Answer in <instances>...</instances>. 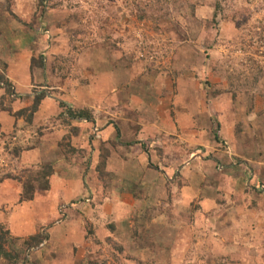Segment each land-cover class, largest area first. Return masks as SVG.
I'll use <instances>...</instances> for the list:
<instances>
[{
    "label": "rangeland",
    "instance_id": "1",
    "mask_svg": "<svg viewBox=\"0 0 264 264\" xmlns=\"http://www.w3.org/2000/svg\"><path fill=\"white\" fill-rule=\"evenodd\" d=\"M17 2L16 9L5 10L9 11L15 23L24 28L26 27L20 18L25 15L27 18L25 23L30 26L27 27L28 31L30 28L36 30L34 33L40 44V54L35 64L44 69L47 62L52 61L55 74L61 79L70 81L71 86H67L70 90H72L70 87L74 88L75 85L88 89L96 86L94 95L100 101L96 103L99 104L96 106L98 108L96 117L100 123L104 120L114 126V153H118L121 157L117 165L118 170L125 172L129 180L130 173L128 174L126 167L132 165L134 169V175L131 176L133 179L129 181L115 175L114 191H112L111 175L105 170L109 154L103 153L99 160H95L98 161L97 165L95 163V175H98L100 188L102 187L104 191L101 193L102 196L119 192L117 199H114V213L111 214L113 206L107 203L103 214L101 213L99 219L94 221L99 236L97 242L94 241L93 246L85 251L89 262L77 264H91L97 261L106 264H194L176 263V259L171 258L170 245L164 246V252H159L161 261L154 260L153 253H143L142 246L145 239L155 242L158 236L170 237L177 233L181 234V230L186 231L185 236L195 243L194 250L197 251L202 246L201 243L206 242L207 237L215 236L214 240H223L227 231L235 230L236 234H232V241L236 242V238L238 241L237 229L240 223L246 222L247 226L254 225L253 219L242 216L239 209L250 206L253 208L248 210L254 213L253 210H258L259 204L249 202L245 205L240 201L242 198L223 186L224 179L230 176L227 174L234 171L231 165L239 166L242 160L239 152L236 153L234 141L225 138L221 121L227 116L222 113L223 104L231 105L230 117L236 123L232 125V130L244 131L238 128L240 126L237 123L248 121L250 118L252 126L258 127L257 136H262L260 141L264 143V0H18ZM6 4L0 0V8L1 5L7 6ZM63 46L64 51H62ZM52 50L53 54H51ZM119 74L128 76V82L118 79ZM0 76L7 79L6 68L2 64H0ZM19 77L23 79V75ZM25 80L26 77L23 81ZM179 81L186 87L184 93H188L187 96L183 94L184 102L187 103L191 95L195 102L194 113H190L184 106L178 108L181 115H186H184L186 120L181 124H184L186 129L188 119H191L194 125L199 121V127L195 126L199 128L198 139L183 135L173 136L167 130L174 129L173 125H176L177 121L174 102L177 98L176 84ZM191 83L196 84L197 91H190ZM0 86L2 90L0 101L5 108L12 110L11 100L16 99L25 103L32 102L26 109L33 107L35 99H20L17 94L10 95L4 83ZM167 91L173 95H169ZM59 92L57 89H47L46 92L43 90V93L55 102L61 98ZM96 95L105 98H102V101ZM170 97L174 99L173 102H170ZM214 101L217 103V108L213 106ZM77 105L75 104L76 109L79 108ZM66 107L69 108L68 105ZM61 109L63 112L66 111L65 108ZM157 109L160 111L158 112L160 116L152 113ZM2 112L5 111L0 110V114ZM160 117L170 121L167 122V127L163 125L160 128V133L165 134V138L161 134V144L160 141L155 143L152 140H150L151 144H147L144 138L139 137L140 131L148 126L146 119L155 120ZM129 123H132L131 126ZM56 126H63V120L59 117L52 119L44 127L33 129L35 139L33 141L31 138V145H27L25 141L32 136V132L21 130L18 134L15 131L13 136H18L23 142L21 147L16 146L17 137H12V134L7 137L2 132L0 178L9 173L20 175L23 170H26L24 175L29 178V174L37 171L35 167L24 169L18 156L38 144L42 131ZM128 126L133 127L132 131H125ZM202 127L203 129L200 130ZM124 133L132 135V138L128 135L122 140ZM137 145L140 146L132 148ZM116 148H119L118 151ZM64 149L68 151L66 147ZM139 152L148 155L146 161L139 160ZM185 152H188V155L184 156ZM190 154L193 155L195 163L190 158L184 162V165L178 162L181 155L187 159ZM90 160L93 163V158ZM174 164L177 166L175 170L179 169V175L183 174L181 177L173 175L167 180V183L177 181L173 195L171 196L167 191L163 203L153 197L150 191L146 196L143 187L145 168L161 169L157 173L166 178L167 172L163 167ZM195 169L202 173L201 179H203H199L200 182L196 184L199 185L198 192L195 193L193 190L192 196L187 194L182 198L181 192L176 191L184 187L189 172L195 174L192 172ZM238 173L232 174V176L236 175L237 180ZM232 176L229 179L234 178ZM196 179L198 178L193 182L198 181ZM159 180L155 183H160ZM118 187L122 190H117ZM169 187L170 185L168 190L173 191V188ZM220 190L222 194L217 195L215 192ZM94 195L91 196V202L87 206L97 208L100 198L96 200ZM83 198L71 202L75 206L70 207L68 205L71 203L65 206L66 204L58 202L56 212L59 213V217L56 220L46 218L36 221L29 210L25 211L28 207L23 208L25 204H21L19 198L16 201H11L15 200L14 198L6 201V198L0 194V225L3 229L10 231L13 227H21L23 220H16V217L22 214L21 208L24 209V217L30 220L27 225L31 227L26 234L17 233L16 236L8 238L5 250L14 255L18 254L17 264H28L32 259L37 258H40L41 263L48 261V257L45 256L48 251V240L38 248H29L23 241H28L32 237L30 234L39 231L42 227L46 228L39 232L47 231L49 235L50 229L55 228L57 232L58 226L69 218L71 221L76 219V216L84 219V212H80L82 215L78 212L79 209L83 211L85 203ZM240 202L241 206H239ZM53 203L54 200L47 205L49 209ZM44 209L43 205L38 208V210ZM67 210L69 215H65ZM207 213L214 215L210 222H206L205 216L202 215ZM201 216L203 221L200 220ZM111 225L113 229H110ZM56 232L54 235H61ZM108 238L112 240L111 243L107 242ZM212 241L208 242L207 246H202V251H198L200 258L214 254L211 250L218 245ZM115 245L117 248H114ZM118 247L123 248L124 253H120ZM79 250H82L79 245L72 250L76 259ZM197 251L193 253L188 251L186 257L194 255ZM260 251L264 256V248ZM179 254L178 251L173 256ZM255 257L258 262L250 264H264V257L257 254ZM226 258L229 257H225L226 262L217 259L215 263L195 264H239ZM0 263L9 264L6 260H1Z\"/></svg>",
    "mask_w": 264,
    "mask_h": 264
},
{
    "label": "crops",
    "instance_id": "2",
    "mask_svg": "<svg viewBox=\"0 0 264 264\" xmlns=\"http://www.w3.org/2000/svg\"><path fill=\"white\" fill-rule=\"evenodd\" d=\"M18 0H1L2 3H7L5 5H1L0 8V64H2L6 68V76L7 79L12 82V85L14 86V90L16 91V94L20 99L22 98H30L34 99L36 95L43 93V90L46 92L47 89L50 90H59V94H61V98L58 102L52 101L51 97H49L47 94L46 97L42 100V104L40 108L38 109V112L36 113L33 122H28L25 117H21L16 119V117L10 115L8 112H2L0 114V134L2 132L9 137L12 134L15 133V131L19 134L21 130H27L29 132H32L33 129H36V127L39 126H46L47 123L52 121V119H56L59 117V115L63 112V110L60 108V103H64L66 105L72 108L76 109L75 104H78L77 109H83L87 108L93 112V115L95 117V122H81V121H74L72 123L70 122H63V126H56L51 127L50 130L42 131L41 136L39 140L37 141V145L35 147H32V149L24 151L18 158L21 161V164L23 165L24 169L33 167L37 168L38 170L35 171L32 175L34 179L37 177H40L39 170L42 167H53V173L46 177V182L48 184H45V182H39V181H33L32 185L37 189L35 194L33 195L31 201H26L21 204H25L23 208H26L25 211L29 210L32 217L36 220H56L58 219L57 207L58 202H61L63 204H66L67 206L69 203L78 200L80 198L85 199V203L83 204V211L79 209V214L82 215L84 212L85 216L84 219L77 217L76 219L67 220L64 224L59 225L57 228V232L61 235L56 236L54 235V232H56L55 228L49 230V235L47 231V235L49 236L48 240V251L45 256H47L48 261H41L37 259H32V261L28 264H77V263H86L89 262L87 260V256H85V251H88L92 246L94 241L97 240V236H99V231L97 227L95 226V220L99 219V217L103 214L107 203H110V206H113L112 213H114V199H117V194L119 191L112 193L110 196L104 195L102 196L101 193H104L102 187L100 188L98 175H95V167L97 165L95 160H99V157L101 154H109L108 160L105 165V170L108 172L110 176V180H112V191H114V178L115 175L121 176V178L125 181H129L130 179H133L131 176L134 175V169L132 165H128L126 168L128 169V174L130 173V179L128 180L125 172L122 170H118V162L120 160V155L117 153H114V126L110 123H106L104 120L99 122L98 118L96 117V110L98 111V108H96V104L100 102L98 99H96L94 95V89L96 86H92V88L85 87H75L72 88V90L68 89L67 86L70 85V81L68 79H61L55 74L54 70V64L52 61H48L45 68H40L36 64L32 67V61H36L38 55L40 54V47H39V41L37 40L35 36L34 29L30 28L28 31V23H25L27 21V18L25 15H22L20 19L24 22V26H19L17 23H15V20L12 18L11 14L9 13V8H15L16 2ZM18 3V2H17ZM7 9V10H5ZM16 9V8H15ZM32 12V9L30 10ZM34 11V10H33ZM29 12V11H28ZM30 12V13H31ZM31 19L33 15H30ZM30 27V26H29ZM15 39V41H14ZM18 43V44H17ZM64 46L62 47V51H64ZM53 54V50L52 53ZM51 54L50 58H51ZM48 55V57H49ZM52 59V58H51ZM18 62H23L22 64ZM52 63V64H51ZM51 64V65H50ZM19 75H23V79L19 77ZM26 77V80L24 78ZM128 76L126 75H118V79L122 80H128ZM117 80V79H116ZM128 82V81H127ZM79 86V85H77ZM177 92H176V101L175 103V110L174 114H177V121L176 125H173L174 129H167L173 136L183 135L184 137H191L198 139V129L195 128V126L199 125V121L197 124H193L191 119H188V124H186V129L184 127V123L186 120V115H181L180 108L181 106L185 107L187 110L189 109L190 113H194V105L195 102L192 98V95L190 98L187 99V103L183 100V94L185 96L188 95V93H184L185 85L179 81L177 84ZM51 87V88H50ZM225 89V88H224ZM197 86L194 83H191L190 85V91H197ZM2 91V90H0ZM62 92H63V99H62ZM88 92V95H87ZM96 93V92H95ZM169 95V91H167ZM158 95V93H156ZM175 95V92H174ZM99 99L105 98L100 95H96ZM145 99V98H144ZM169 99V98H168ZM19 99H16L15 101L11 100L13 103L10 104L12 107L13 112H19L22 110H25L26 108L30 107L32 102H21L17 101ZM103 101V99H102ZM174 99L170 97V102H173ZM54 103V104H53ZM214 108H217V103L214 101ZM219 103V102H218ZM56 104V106H55ZM224 114H227L225 116V119L221 121L223 123V132H225V138L229 140L234 141V147L236 150V153L239 152V156L241 158V165H231V168L234 169L233 173H238L237 176L238 180L236 179V175L233 173L227 174L230 175L227 176L226 179H224L223 186H225L229 192L237 194L242 200L240 201L245 205L249 204V202L252 204H259L258 210L256 209L252 211L248 209H252L250 206L242 207V209H239V212L242 216L246 217L247 219H253L254 225L247 226L246 222L240 223V227H238V241L236 238V242L232 241V234L234 231H227L224 233L223 240L216 239L214 240V237H207L206 242L202 246L208 245V242H214L218 245L215 246V249H212L211 252L214 251V254H209L205 258H200L198 251H202L203 247L201 246L199 250H194L195 243L188 237H186V231L181 230L180 233L175 234L173 236L170 235V237H161L158 236V239L155 242H150L148 239L144 240L143 242V253H153V256L155 257L154 260L161 261L159 252L165 250L164 246H172L170 249L171 252V258L176 259V263H215L217 259L221 261H225V257H229L227 260H234L239 264H250V263H257L258 260L256 259L257 256L264 257L260 249L264 248V143H261L260 139H262L260 136H257V133H259L258 127L252 126L250 118L248 121H239L237 125H239L240 129H244V131H233L232 125H236L234 123L232 117H230L232 113V107L231 105H224ZM222 108V110H223ZM151 110H154L151 108ZM220 110V109H219ZM226 111V112H225ZM160 112L158 109L155 111H152V113L155 115H159ZM185 115V116H184ZM196 115V114H195ZM229 116V117H228ZM176 120V116H175ZM167 121L166 118H159V119H146V123L148 126L141 129L139 137L144 138V142L147 144H151L150 140L152 141H160L161 144V126L167 127ZM144 123V121H143ZM165 123V124H164ZM130 126L132 123H129ZM30 125V126H27ZM221 128H222V124ZM205 126V125H204ZM203 126V127H204ZM242 126V127H241ZM129 127V126H128ZM126 128L125 131H132L129 127ZM199 127V126H198ZM200 128L201 129H203ZM207 127V125L205 126ZM77 128V129H75ZM158 128V129H157ZM208 128V127H207ZM72 129H75L72 131ZM124 129V128H123ZM164 129V128H163ZM166 130V129H165ZM98 131V132H97ZM155 131H158L157 133ZM28 132V133H29ZM188 132V133H187ZM195 132V134H194ZM123 133V132H122ZM194 134V135H192ZM99 135V137H98ZM128 133L123 134V139L128 136ZM146 135V136H145ZM264 135V134H263ZM165 138V134H163ZM18 138L15 139L17 141L16 146L21 147L23 144L22 141H20V138L18 136H15ZM129 137L132 138V135H129ZM34 141V136L32 132V136L26 139L25 143L28 145ZM145 138L147 140H145ZM31 141V142H30ZM148 141V142H147ZM117 141L115 142V144ZM156 143V142H155ZM31 145V144H30ZM140 145L133 146L132 148L139 147ZM154 146V145H153ZM152 146V148H153ZM162 146V145H161ZM66 147L68 151L66 152ZM118 147V146H117ZM119 148H116V151H118ZM139 152V160L146 161L148 155ZM188 155V152H185L184 156ZM241 154V155H240ZM191 155V154H190ZM180 156L178 162H180L182 165H184V162H186L189 158L194 163L195 159L193 158V155L188 156L186 159L185 157ZM119 159H118V158ZM93 158V163L92 160ZM142 158V159H141ZM87 162V163H86ZM140 162V161H139ZM96 163V165H95ZM116 163V165H115ZM26 165V167H25ZM192 166V164H191ZM177 166L174 164L173 166L169 165L165 169L167 172L166 178L160 176L157 171L161 170H153L152 168H145L144 171V182L145 185L143 186L145 189V193L147 196V193L150 191L151 195L155 197L158 201L162 202L165 201V196L167 194L173 195L176 189L177 181L175 182H168L167 180L169 177H181L183 173L179 175V169L175 170ZM237 169V170H236ZM248 171H251L249 174ZM118 172V173H117ZM195 174L189 172V178H187V183L189 186H187V183L182 187V189L177 190L176 192H181L180 195L182 198L185 196L194 194L193 190H195V193L198 192V184L201 179L202 173L198 172L197 169L194 171ZM198 172V173H197ZM124 175H123V174ZM186 173H184L185 175ZM240 174H244L243 176ZM159 175V176H157ZM186 176V175H185ZM198 176V177H197ZM234 177L229 179L230 177ZM126 177V178H125ZM145 177H147V180H145ZM26 178V177H25ZM161 178L162 180H159ZM191 178V179H190ZM195 178H198L195 181ZM28 179V177H27ZM166 179V181H165ZM157 180L161 181L160 183H155ZM203 180V179H201ZM166 182V183H165ZM203 182V181H202ZM222 182V181H220ZM227 184H226V183ZM170 183V184H169ZM226 184V185H225ZM235 184V185H234ZM168 185H170L169 188H173L168 190ZM125 186V185H124ZM124 187L122 186V189ZM101 189V190H100ZM121 187H118L117 190H122ZM157 189L158 192H157ZM223 190V189H222ZM23 188L20 185V182L18 181H5L0 184V194L5 197L6 201L8 199L14 198L16 201L17 198H21ZM222 191L215 192L217 195L222 194ZM148 193V194H150ZM95 194V195H94ZM115 194V195H114ZM94 195V199L100 198L98 201L99 206L97 208H92L91 206H87V204L90 201L91 196ZM113 196V197H112ZM150 196V195H149ZM164 198V199H162ZM186 199V198H185ZM54 200L53 205L49 209L47 205L51 201ZM147 200V199H146ZM152 201V200H151ZM241 202L239 206H241ZM161 204V203H160ZM45 206L44 210H38L40 206ZM72 205V203L70 204ZM255 206V205H254ZM21 208L20 212L22 214L19 215V217H16V220L22 219L23 222L21 224V227H13L12 230H10L11 236H16L17 233L20 235L30 230V226L27 225L28 221H30L28 218H25L23 215L24 209ZM160 211V210H159ZM82 212V213H80ZM164 213V211H161ZM102 213V214H101ZM65 215H69V210L66 211ZM205 217L206 222H210L213 220L214 215L202 214ZM260 215V216H259ZM150 219V217H148ZM225 219V218H224ZM83 220H85L83 223ZM202 216H201V219ZM64 227V228H63ZM92 227V232L94 235H89V228ZM46 227H42L39 229V231L42 229H45ZM55 230V231H54ZM178 230V229H177ZM39 231L32 233L30 235L35 236ZM54 231V232H53ZM245 231V232H244ZM56 232V233H57ZM172 233V232H171ZM170 233V234H171ZM105 237V236H104ZM23 240H21L22 242ZM27 241V240H26ZM26 241H23L26 243ZM20 242V240L18 241ZM80 247L79 250V256L76 259L73 255L72 251L76 247ZM234 247V248H233ZM164 248V250H163ZM208 248V247H207ZM71 249V252H70ZM139 249V248H136ZM221 250V251H220ZM180 252L178 256H173L177 252ZM188 251H197L194 255H190L188 258L186 257V254ZM255 251V252H254ZM232 253V255H231ZM259 253V254H258ZM56 254V255H55ZM157 254V256H156ZM262 254V255H261ZM57 257V259H56ZM158 257V259H157ZM90 258V256H88ZM221 258V259H220ZM2 259H0L1 261ZM87 260V261H86ZM90 260V259H89ZM146 261L145 259H142ZM149 260V259H148ZM153 260V261H154ZM166 261V259H164ZM167 260H170L167 258ZM57 261V262H56ZM152 261V260H149ZM163 262V261H162ZM166 263H169L166 261ZM220 263V261H219ZM0 264H6V263H0Z\"/></svg>",
    "mask_w": 264,
    "mask_h": 264
},
{
    "label": "trees",
    "instance_id": "3",
    "mask_svg": "<svg viewBox=\"0 0 264 264\" xmlns=\"http://www.w3.org/2000/svg\"><path fill=\"white\" fill-rule=\"evenodd\" d=\"M36 61H32V67L35 65ZM1 83L5 84L7 86V92L10 95H15L16 92L14 90V86L12 85V83L6 79L4 76H0V85ZM1 88V86H0ZM46 97V95L44 93L38 94L35 96V100H34V104L33 107L31 109H26V110H22L19 112H13L11 109H7L4 107L3 102L0 101V110L1 111H5V112H9L11 113L14 117H16V119L21 118V117H25L27 119V121L33 122V117L34 115L38 112V109L40 108L41 104H42V100ZM61 108H65L66 111L63 112L62 115L59 116V119L63 120V122H74V121H87L89 122H95V117L93 115V112L87 108H83V109H74L72 107L67 108L66 104L61 103ZM77 129V128H75ZM75 129H72V131H74ZM1 144V143H0ZM30 149H32V147H30ZM30 149H26V150H30ZM26 170H23V173L20 175H15L13 173H9L7 175H5L4 177L0 178V183L1 182H5L7 180L9 181H18L20 182V185L23 188L22 195L20 198V203L26 202V201H31L33 195L35 194V192L37 191V189H35V187L32 185V182L35 181H39V182H46V177L51 175L53 173V167L48 166V167H42L39 170V175L40 177H37L36 179H34V177H32V174H29V178L27 179V177L25 176L26 174ZM25 174V175H24ZM26 177H24V176ZM45 184H48V182H46ZM110 229H113V226H110ZM89 235L91 234L94 235V233L91 231L92 227L89 228ZM8 238H11L10 235V231L7 229H3V227L0 225V259L2 260H6L9 264H17L18 263V257L14 254H11L10 252H7L5 250V245L8 243ZM48 235L45 232H39L37 233L35 236H32L28 241H26V244L29 246V248H38L40 247L47 239H48ZM97 242V241H96ZM108 243H111L112 240L110 238L107 239ZM114 248H117V246L115 245ZM118 251L120 253H124L123 248L118 247ZM91 264H106L105 262H94Z\"/></svg>",
    "mask_w": 264,
    "mask_h": 264
},
{
    "label": "clouds",
    "instance_id": "4",
    "mask_svg": "<svg viewBox=\"0 0 264 264\" xmlns=\"http://www.w3.org/2000/svg\"><path fill=\"white\" fill-rule=\"evenodd\" d=\"M72 205L75 206V204H72ZM72 205H68V207H70V206H72ZM43 244H44V243H43ZM43 244H42V245H43Z\"/></svg>",
    "mask_w": 264,
    "mask_h": 264
}]
</instances>
